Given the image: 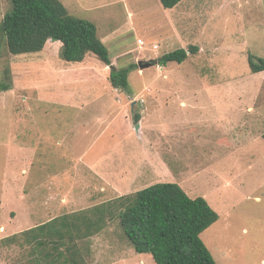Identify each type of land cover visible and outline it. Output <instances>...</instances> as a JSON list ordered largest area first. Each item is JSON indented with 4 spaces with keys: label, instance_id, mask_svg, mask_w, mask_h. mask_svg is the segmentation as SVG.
<instances>
[{
    "label": "rangeland",
    "instance_id": "obj_1",
    "mask_svg": "<svg viewBox=\"0 0 264 264\" xmlns=\"http://www.w3.org/2000/svg\"><path fill=\"white\" fill-rule=\"evenodd\" d=\"M61 1L96 24L114 66H137L127 89L114 88L95 54L66 61L52 39L13 54L0 26V83L11 84L0 91V264H30L24 230L157 182L181 183L218 212L202 238L219 264H264V70L248 62L264 58V0ZM10 7L0 0V25ZM190 46L183 62L158 64ZM150 141L171 142L161 146L170 175L149 172ZM77 242L85 264H156L117 215Z\"/></svg>",
    "mask_w": 264,
    "mask_h": 264
},
{
    "label": "trees",
    "instance_id": "obj_2",
    "mask_svg": "<svg viewBox=\"0 0 264 264\" xmlns=\"http://www.w3.org/2000/svg\"><path fill=\"white\" fill-rule=\"evenodd\" d=\"M160 1L165 8H172L182 0ZM0 26L13 54L42 51L51 39L61 41V57L66 61L79 62L87 54H95L110 66L109 81L114 88L127 89L129 72L137 66H114L96 24L72 14L61 0H11ZM196 51V46L180 47L157 61L161 65L180 63ZM248 62L251 72L264 70V58L250 53ZM10 87L8 82L0 83V91ZM139 120L137 114L135 123ZM106 203L24 230L25 242L32 244L30 264H85L77 239L100 232L107 219L116 215L135 251L149 253L156 264H219L202 238L219 219L205 197H191L175 182H157Z\"/></svg>",
    "mask_w": 264,
    "mask_h": 264
},
{
    "label": "crops",
    "instance_id": "obj_3",
    "mask_svg": "<svg viewBox=\"0 0 264 264\" xmlns=\"http://www.w3.org/2000/svg\"><path fill=\"white\" fill-rule=\"evenodd\" d=\"M187 103L185 101H181V105L185 106ZM143 116L140 118V130H139V134L142 135V127H143ZM197 123V122H196ZM166 133H161V136L165 135ZM189 134V133H188ZM188 134L186 136H188ZM170 135H173V134H170ZM175 135V134H174ZM149 144L151 145V149L153 151L151 152H148V153H145V159L147 158L148 154H149V161L151 162L150 164V167H151V170L152 171H149V172H155V171H158L160 172V176H168L170 175V169H169V165H166L165 161H164V158L162 157V150H161V146H166V148L168 149L169 145L168 144H171V142H169L167 144V142H164V143H160L158 144L159 147H154V144H153V141H150ZM157 144H155L156 146ZM178 145V144H177ZM158 150V151H157ZM156 155H159V157H156ZM154 170H153V168ZM187 169H189L188 166H186ZM185 169L186 171L185 172H188V170ZM183 177H181L182 179L187 176H190L189 174H183L182 175ZM180 184L182 187H183V184L181 183H178ZM12 192H8V195L10 194L11 195ZM33 207V206H32ZM26 208V207H25ZM216 223V222H215ZM214 224V223H213Z\"/></svg>",
    "mask_w": 264,
    "mask_h": 264
},
{
    "label": "built area",
    "instance_id": "obj_4",
    "mask_svg": "<svg viewBox=\"0 0 264 264\" xmlns=\"http://www.w3.org/2000/svg\"><path fill=\"white\" fill-rule=\"evenodd\" d=\"M138 42H139L140 44H142V45L144 44V41H143L142 39H139ZM154 47L157 48L158 46L155 45Z\"/></svg>",
    "mask_w": 264,
    "mask_h": 264
},
{
    "label": "water",
    "instance_id": "obj_5",
    "mask_svg": "<svg viewBox=\"0 0 264 264\" xmlns=\"http://www.w3.org/2000/svg\"><path fill=\"white\" fill-rule=\"evenodd\" d=\"M136 129L140 130V123L139 122L136 124Z\"/></svg>",
    "mask_w": 264,
    "mask_h": 264
}]
</instances>
